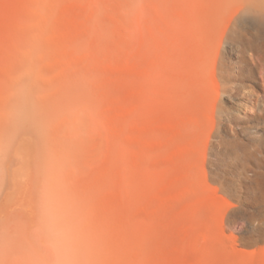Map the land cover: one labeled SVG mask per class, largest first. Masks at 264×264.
<instances>
[{
  "label": "rangeland",
  "instance_id": "obj_1",
  "mask_svg": "<svg viewBox=\"0 0 264 264\" xmlns=\"http://www.w3.org/2000/svg\"><path fill=\"white\" fill-rule=\"evenodd\" d=\"M260 13L0 0V264H264Z\"/></svg>",
  "mask_w": 264,
  "mask_h": 264
},
{
  "label": "bare ground",
  "instance_id": "obj_2",
  "mask_svg": "<svg viewBox=\"0 0 264 264\" xmlns=\"http://www.w3.org/2000/svg\"><path fill=\"white\" fill-rule=\"evenodd\" d=\"M255 19H256V24H257V26H255L256 28H255V33H254V35H256V37L258 38V41L260 42V40L263 38V40H262V42L264 41V35H263V33H264V13H260V14H257L256 15V17H255ZM236 27V26H235ZM250 28V27H249ZM253 29V28H252ZM252 32V31H251ZM246 35V34H245ZM247 35H250V34H247ZM253 35V34H252ZM253 35V36H254ZM263 35V36H262ZM243 36H244V33H243ZM252 36V37H253ZM247 37V36H246ZM255 37V40L257 41V38ZM259 37H262L260 40H259ZM245 40H248V38H249V36L247 37V38H245V36L244 37H242V34L240 33V31H238V30H234L233 29V31H232V35L231 36H229V38H228V40H231V41H233V43L234 42H237V41H242V42H244V39ZM251 38V37H250ZM250 38H249V43H250V41L252 40L253 41V39H251L250 40ZM254 40V41H255ZM257 41V42H258ZM238 43V42H237ZM246 43V42H245ZM252 43V42H251ZM255 42H253L252 44L253 45H255L254 44ZM231 45V44H230ZM234 45V44H233ZM259 45V44H258ZM257 44L255 45V46H258ZM261 45V44H260ZM262 46V45H261ZM248 47H250V46H248ZM246 48L247 49V51H248V49H250V48ZM264 47V46H263ZM262 47V49L264 50V48ZM232 48V47H231ZM230 48V49H231ZM241 48V47H240ZM244 49V48H243ZM259 49V48H258ZM257 49V50H258ZM229 50V49H228ZM233 50V49H232ZM245 50V49H244ZM251 50V49H250ZM245 52V51H244ZM250 52V51H249ZM249 55V54H248ZM236 61V60H235ZM244 61V60H243ZM253 61V60H252ZM241 63H245V62H241ZM257 63V62H256ZM252 65V64H251ZM237 66V65H236ZM222 67H224V66H222ZM225 68V67H224ZM236 68V67H235ZM222 70H220L219 71V74H218V76L222 79V80H227V77L224 75V73H223V68H221ZM241 70V69H240ZM239 71V70H238ZM236 73V72H235ZM243 77V76H242ZM258 77V76H257ZM241 80V79H240ZM240 84V83H239ZM238 85V84H237ZM241 85V84H240ZM247 87V86H246ZM252 87V86H251ZM243 88V87H242ZM250 89V88H249ZM244 90V89H243ZM246 90V89H245ZM255 90V89H254ZM235 97V96H234ZM250 102V101H249ZM247 103V102H246ZM196 117H198V116H196ZM195 120H197L196 118L194 119V120H192V122H191V126H190V130H192V134L193 135H197V132H195L196 131V127H195ZM237 120V119H236ZM232 123V122H231ZM251 128L252 127H248V126H244L243 127V131L244 132H248V131H250L251 130ZM237 129V128H236ZM235 130V129H234ZM238 131V130H237ZM222 135V134H221ZM263 191H264V187H263ZM263 197H264V195H263ZM262 201H264V198H262L261 199ZM249 261V259L247 260V262ZM251 262V260L249 261V263Z\"/></svg>",
  "mask_w": 264,
  "mask_h": 264
}]
</instances>
